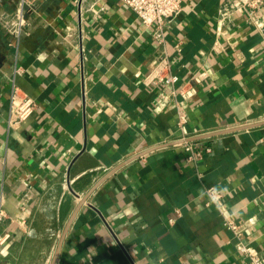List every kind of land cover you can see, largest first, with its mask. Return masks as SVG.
<instances>
[{
    "label": "crops",
    "instance_id": "crops-1",
    "mask_svg": "<svg viewBox=\"0 0 264 264\" xmlns=\"http://www.w3.org/2000/svg\"><path fill=\"white\" fill-rule=\"evenodd\" d=\"M250 1L182 0L161 46L122 0H37L17 54L4 20L19 1L0 0V264H51L96 184L55 264H249L206 185L264 255V125L197 139L213 148L198 166L175 142L264 120V3ZM164 50L190 92L159 102ZM16 64L37 106L9 129Z\"/></svg>",
    "mask_w": 264,
    "mask_h": 264
},
{
    "label": "built area",
    "instance_id": "built-area-1",
    "mask_svg": "<svg viewBox=\"0 0 264 264\" xmlns=\"http://www.w3.org/2000/svg\"><path fill=\"white\" fill-rule=\"evenodd\" d=\"M19 4L14 16L4 20L9 32L17 38L14 43L18 54L20 48V36L27 23L25 16L26 7L32 6L37 0H18ZM137 15L140 24L149 28L155 25L153 31L154 38L163 46L166 43V26L181 11L182 0H122ZM264 3V0H251L250 5L258 6ZM238 4L233 2L223 7L222 13H229L231 9ZM176 49L181 51L180 44ZM18 60V59H17ZM174 60L170 57L168 51L164 50L160 56L155 68L153 69V82L161 87L160 100L163 102L171 97H177L179 94L188 95L190 91L178 86L179 75L174 71ZM25 68L19 64L15 65L12 77V87L9 97V114L7 125L9 129H15L27 120L35 111L37 102L33 96L24 91L17 82V76L23 74ZM207 76V72L202 71L194 75L195 78L202 79ZM178 124L181 130L187 121L184 110H177ZM177 144H181L188 152V160L198 166L205 154L212 152L213 148L204 140H189L188 136L182 130V134L175 139ZM201 174V173H200ZM207 198V204L213 205L223 216L224 225L233 232L235 246L237 251L244 256L249 264H264V255L255 250V248L246 242V226L228 215L227 200L228 195L216 185H206L204 188ZM7 216L3 197L0 199V252L1 248L10 240L11 233L3 231L2 225Z\"/></svg>",
    "mask_w": 264,
    "mask_h": 264
},
{
    "label": "water",
    "instance_id": "water-1",
    "mask_svg": "<svg viewBox=\"0 0 264 264\" xmlns=\"http://www.w3.org/2000/svg\"><path fill=\"white\" fill-rule=\"evenodd\" d=\"M260 125H264V120H260V121H257V122H252V123H249V124H244V125H240V126H237V127H232V128H227V129H222V130H217V131H214V132H208V133H204V134H201L199 136H196V137H193V138H189V140H197V139H200V138H207V137H211V136H215V135H219V134H223V133H226V132H231V131H236V130H242V129H246V128H251V127H255V126H260ZM124 165L121 164L119 165L118 167H116L114 170L118 169L120 166ZM99 183V182H98ZM98 184H96L97 186ZM96 186H94L90 192L88 194H86L85 196H83L81 198V201L79 203V205L77 206V208L75 209V211L73 212L71 218L69 219L66 227H65V230L62 234V237L60 238V241H59V244L56 248V252H55V255H54V258L51 262V264H55L56 260H57V256H58V253L61 249V246L63 244V240H64V237L69 229V226L75 216V214L77 213V211L79 210V208L81 207V205L87 200V198L89 197V195L91 194V192L96 188Z\"/></svg>",
    "mask_w": 264,
    "mask_h": 264
}]
</instances>
